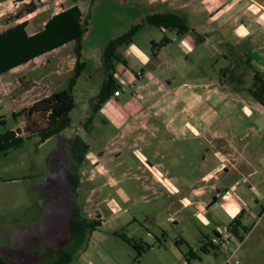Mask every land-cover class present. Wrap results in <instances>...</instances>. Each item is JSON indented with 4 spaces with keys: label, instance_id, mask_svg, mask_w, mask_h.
I'll use <instances>...</instances> for the list:
<instances>
[{
    "label": "rangeland",
    "instance_id": "obj_1",
    "mask_svg": "<svg viewBox=\"0 0 264 264\" xmlns=\"http://www.w3.org/2000/svg\"><path fill=\"white\" fill-rule=\"evenodd\" d=\"M28 1V4L20 3L16 8L12 3L5 2L0 5V31L11 24L15 17H26L30 2L37 6V10L39 7H44L45 10L41 9L45 14L37 18L33 25L54 13V7L51 9V5L56 2L64 6L78 2L84 13V27L88 30L82 42V55L86 66L74 89L75 108L69 114L70 128L46 141H43L41 135L31 136L26 129L29 123L32 132L46 127L48 123L45 120L46 116L40 112L30 114L28 109L37 102L36 100L45 98V95L68 87L74 74L76 43L49 56L48 60L43 62L44 65L38 62L36 65L0 75V134L13 130L18 136L24 137L23 144L11 148L8 152H0V237L1 234L4 235V241H0V255L13 254L14 258H11L10 262L20 264L17 259L21 258L20 261L24 260L27 263L28 255H33L35 251L38 254L53 250L56 246L63 247L65 240L59 239L68 238L70 235L69 217L76 214L77 202L82 216L92 220L98 219L99 208L107 221L94 236V239L100 242L107 259L95 257L92 259L93 264H115L114 260L122 264H183L185 260L188 264L201 262L220 264L223 258L215 255L213 249L209 256L204 254L202 240L205 231L190 218L189 214L193 209L183 210L181 203L172 207L166 197L160 199L158 195L146 194L139 188V182H129L123 175L130 168L134 171L140 165L135 156L130 152H124L123 157L115 161L107 155L102 157L99 154L104 146L101 138L112 137L113 133L110 130L100 131V127L92 129L91 133L79 130V126L88 118L92 103L100 93L107 75L103 64L106 48L110 42L131 33L136 27L139 29L132 36V43L118 48L122 57L132 45L152 53L153 42L160 43L165 37H169L173 43L166 49L167 58L172 59L174 65L165 72V76L171 77L174 86L185 82L195 84L199 79L201 82H207L209 80L207 77L211 78L220 88L206 101L209 100L213 109L225 118L236 123L244 119L241 106L233 100L236 91L221 88L225 79L220 68L228 66L229 62L222 57L219 36L208 34L211 28L209 15L204 11L200 0H167V3L173 2L177 7L195 11L191 13L189 19L181 15L191 29L190 33L186 34H178L175 30L161 29L144 22L146 15L166 8L160 3L161 0ZM183 36L184 42L188 37L191 38L192 47L189 44L186 46L185 43L183 48L179 47L181 40H184ZM65 52H71V56L64 54ZM61 56L65 61L58 63L56 59ZM114 62L115 71L122 74L124 64L116 60ZM241 96L244 94L241 93ZM21 111H24V114L18 119L14 118L13 114ZM258 112L248 119L258 120L264 126V112L259 110ZM104 118L105 116L99 113L95 123H100ZM1 121L6 123L2 124ZM243 130L244 127L239 128L237 133L240 134ZM77 137L83 139L89 146V152L79 170L83 182L79 189V197L73 190L68 176L69 166L74 163L71 141ZM94 157L100 158L99 162ZM183 163L184 161L180 162L181 169L184 168ZM106 168L115 172L117 178L121 180L119 192L117 188L112 187L98 189L105 183L102 177H97L98 170L103 171ZM199 170L197 169V172ZM94 175L96 176L93 182L90 179ZM94 188L96 192L92 193L91 190ZM122 192L126 196L121 195ZM111 200L117 204V213L108 206ZM177 209L179 212L175 217L178 224H166L167 232L162 237L160 227L162 222H166L171 211L175 212ZM120 235L128 237L144 248L147 246L150 248L139 257V251ZM180 238L186 239L185 243L179 244L185 252L182 258H176L171 251L159 249L160 244L167 248L170 242H176ZM190 247L194 248L198 258L192 256ZM88 262L84 256L79 263L78 254L73 264H89Z\"/></svg>",
    "mask_w": 264,
    "mask_h": 264
},
{
    "label": "crops",
    "instance_id": "obj_2",
    "mask_svg": "<svg viewBox=\"0 0 264 264\" xmlns=\"http://www.w3.org/2000/svg\"><path fill=\"white\" fill-rule=\"evenodd\" d=\"M5 2L12 3L16 8L20 3L28 4L29 1L1 0L0 5ZM167 2L160 1L166 8L158 12H174L187 16V19L191 13H195L189 8L185 10L173 2ZM200 4L209 15L211 28L208 34L219 36L222 57L229 62L228 66L220 68L225 79L221 88L236 91L233 100L241 106L242 116L246 120L236 123L225 118L213 109L209 100L206 101L220 88L211 78L207 77V82H201L199 79L195 84L185 82L174 86L171 77L165 76V72L174 65L172 59L167 58L166 49L173 43L168 37L170 42L156 54L149 52L150 55L135 45L125 51L121 62L124 64L122 74L115 71L114 76L122 94L115 97L112 93L95 115V118L99 113L105 116L100 123H95L94 118L89 129L85 127V121L79 126V130L82 129L84 133H91L96 127H100V131L110 130L112 137L101 138L104 146L99 154L102 157L107 155L116 161L123 157L124 152H130L139 160L140 165L136 170L130 168L123 174L129 182H139V188L146 194L158 195L160 199L166 197L172 207L181 203L183 210L193 209L189 214L190 218L205 231L202 240V247L207 249L205 255L212 254L213 249L215 255L223 258L220 264H264V126L258 120L248 119L252 118L255 112L259 113L258 110L264 112V106L251 93L257 75L264 80V0H200ZM75 5H78L83 13L78 2L65 6L56 2L51 5L55 12L42 18L38 24L33 25V22L45 14L44 7H39L24 18L15 17L0 33L27 21L26 31L29 35H34L44 29L52 16ZM182 39L184 40H181L180 48L184 43L192 47L190 37L186 42L184 36ZM73 43L75 42L43 54L10 72L36 65L38 62L44 65L43 62L48 60L49 56L61 52ZM64 54L71 56V52ZM56 60L63 63L65 58L61 56ZM241 93L244 96H241ZM242 127V133H237ZM255 136L257 137L254 138ZM94 159L98 162L100 160L98 157ZM183 161L184 168L181 169L180 162ZM197 169H200V173ZM95 176L90 180L94 182ZM98 176L105 181L98 189H118L121 180L112 170H98ZM82 183L80 179V186L78 185L76 190L77 197ZM91 191L96 192V188ZM123 194L126 196L122 192L121 195ZM108 206L117 213L115 201L111 200ZM97 209V218L102 221V226L98 228L100 229L107 221L101 210ZM75 212L79 213L77 202ZM178 212V209L171 211L166 222H162V237L167 232L166 224H178L175 217ZM72 218L69 217L68 225ZM237 220L241 238L231 231V224ZM217 227H228L233 236L232 244L227 249L210 246L213 231ZM97 230L90 235L87 247L79 253V263L84 256L89 264H93L92 259L95 257L107 259L100 242L94 239ZM67 239H59L65 240L63 247L56 246L53 250L29 254L27 263L20 261L21 258L17 261L20 264H37L51 259L64 248ZM102 240L104 239H100ZM0 241H4L2 234ZM185 241V238H180L176 242H170L169 248L160 244L159 249L171 251L176 258H182L185 252L180 245ZM190 251L198 258L194 248L190 247ZM0 257L9 263L11 258H14L10 253ZM114 262L122 264L116 260Z\"/></svg>",
    "mask_w": 264,
    "mask_h": 264
},
{
    "label": "trees",
    "instance_id": "obj_3",
    "mask_svg": "<svg viewBox=\"0 0 264 264\" xmlns=\"http://www.w3.org/2000/svg\"><path fill=\"white\" fill-rule=\"evenodd\" d=\"M27 14H31L37 10V6L29 3ZM21 18V17H19ZM144 22L165 30H175L178 34H186L191 31L186 19L174 12H155L145 16ZM27 21L17 24L6 31L0 33V75L10 72L12 69L30 62L31 60L51 52L70 42L76 43L75 54L76 64L75 73L71 77L68 87L61 91L55 92L48 97L37 101L30 109V114L40 112L46 116L47 126L39 131L31 130V123L26 126L31 136L41 135L43 141L65 132L71 126L69 114L75 108L73 98L74 89L78 84L86 63L82 61V42L88 32L84 27L83 13L78 5L65 9L62 12L52 16L45 24V27L40 32L29 35L26 31ZM136 27L131 33L116 39L108 45L103 55V64L107 70V75L103 83V87L92 103L90 115L86 120L85 127L90 128L95 115L100 111L102 106L109 100L111 94L120 88V85L115 79V60L123 62L122 55L118 52V48L124 44L132 43V36L138 31ZM170 42L169 38L165 37L160 43L153 42V54H156L159 49ZM251 93L264 106V80L257 75ZM24 111L14 113V118L18 119L23 115ZM5 124L6 121H1ZM24 137L18 136L13 130H7L0 134V152H8L11 148L23 144ZM71 152L74 163L69 166L68 175L72 188L77 190L80 186V176L78 171L83 165L86 155L89 152V146L83 139L77 137L71 141ZM239 221L231 224V231L239 238L238 231ZM102 226L100 219H89L80 213L75 214L70 222V235L66 245L53 258L46 259L37 264H73L78 254L83 251L87 244L89 236ZM125 241L139 251L141 254L150 248H144L142 245L134 243L131 239L124 235H120ZM210 246L217 248L212 241ZM207 249L203 247L205 252ZM192 256L195 254L191 251ZM0 264H11L0 257Z\"/></svg>",
    "mask_w": 264,
    "mask_h": 264
},
{
    "label": "built area",
    "instance_id": "obj_4",
    "mask_svg": "<svg viewBox=\"0 0 264 264\" xmlns=\"http://www.w3.org/2000/svg\"><path fill=\"white\" fill-rule=\"evenodd\" d=\"M121 94L122 91L120 88L114 92L115 97H119ZM232 239L233 236L228 227H217L213 231V238L211 241L218 248L227 249V247L232 244ZM183 264H188V262L185 260Z\"/></svg>",
    "mask_w": 264,
    "mask_h": 264
}]
</instances>
